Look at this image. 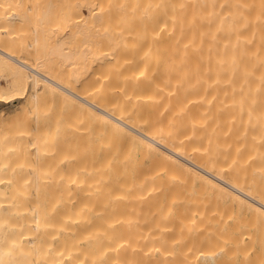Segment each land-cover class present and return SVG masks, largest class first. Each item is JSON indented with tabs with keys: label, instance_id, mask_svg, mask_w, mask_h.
Returning <instances> with one entry per match:
<instances>
[{
	"label": "bare ground",
	"instance_id": "obj_1",
	"mask_svg": "<svg viewBox=\"0 0 264 264\" xmlns=\"http://www.w3.org/2000/svg\"><path fill=\"white\" fill-rule=\"evenodd\" d=\"M234 96L264 111V0H0V264H264Z\"/></svg>",
	"mask_w": 264,
	"mask_h": 264
},
{
	"label": "rangeland",
	"instance_id": "obj_2",
	"mask_svg": "<svg viewBox=\"0 0 264 264\" xmlns=\"http://www.w3.org/2000/svg\"><path fill=\"white\" fill-rule=\"evenodd\" d=\"M237 97H239V96H234V97H232V98H234V99H235V98L237 99V100H234V99H233L234 101H236V102H234V103H237V104H235L236 106L233 105V102H232V101H231L232 103H230V104H232V105L234 106L233 108H234L235 111L237 110V112L240 110V109L238 110V107L241 108V111L243 110V111H242L243 113L239 111V113L236 114L237 112H234V113H235V116H234V117L232 116L233 118H232V117H231V118L234 120L233 122L236 123L235 126L238 125V127H237V126H236V127H237V128H240V129H241V127L244 126L243 124H244L245 122L248 123V121H247L246 119H249V120L253 119V120H251V124L248 123V124L250 125V128H247V127H246V129H247V130L249 129V131H250V129L253 130V128H255V127L251 128L252 126H254V124H252V122L256 123L257 121L255 122V120L258 119V118H259L260 116H262V115H263V118H264V113H263L264 111H261V108H260V107H261V105H260L261 103H260V102H256V103H258V104L260 105V107H257L258 109H254V110H253V109L251 108V107H252V106H251L252 104H250V103H248V102H250V101H254L255 99L253 100L251 97H249L250 100L248 101V100H246V97H245V98H244V97H243V98H241V97L237 98ZM243 99L246 100V102H245ZM247 99H248V97H247ZM231 100H232V99H231ZM239 100H240V101H239ZM241 100L246 104V105H245V104L242 102L243 107L245 106L244 108H246V110L243 109L242 104L239 103V102H241ZM14 103H16V102H14ZM251 103H253V102H251ZM256 103H253V104L256 105ZM238 104H240L241 106H239ZM237 105H238V107H237ZM228 107H229V106H228ZM249 107H250V109H249ZM253 108H255V107H253ZM259 108H260V109H259ZM225 109L228 111L229 108H228V109L225 108ZM251 109L253 110V112H252ZM223 110H224V109H223ZM244 110L246 111L245 115H244ZM250 110H251V111H250ZM231 111H232V110H231ZM249 111H250V112H249ZM255 111H257V113H256ZM228 112H229V113H228ZM228 112H227V113H228V116H229V114L231 115L232 112H231V113H230V111H228ZM247 112H249L248 115L253 113L252 116H251L252 118H249L250 115L248 116V115H247ZM251 112H252V113H251ZM227 113H225V110H224L221 114H223V117L225 118V117H228V116H224V114L226 115ZM234 113H232V115H233ZM240 113L243 114V115H241L242 118H241L240 115H239ZM254 113H255L256 115H255ZM259 113H260V114H259ZM221 114H220V117H222ZM257 114H259V115L257 116ZM237 115H239V117H240L241 119H245V118H243V117H245V116L247 115V116H246V119H245L246 121H245V120L241 121L240 118H235V117H237ZM254 117H257V118L255 119ZM231 118H230V120H231ZM238 119H240L241 122H239ZM236 120H238V121H236ZM222 121H223V120H222ZM222 121H221V122H222ZM224 121H225V120H224ZM226 121H227V120H226ZM243 122H244V123H243ZM228 123H229V122H228ZM241 123H242V124H241ZM225 124H227V123H224V124L221 123L220 126H221V125H225ZM239 124H241L242 126H240ZM248 124H247V125H248ZM257 124H258V123H257ZM228 125H229V124H228ZM247 125H246V126H247ZM249 125H248V126H249ZM220 126H219V128L223 127V126H221V127H220ZM230 126H231L232 128H233V126H234V125L232 126V121H231V125H230ZM244 127H245V126H244ZM244 127H243V128H244ZM221 129H222V128H221ZM244 129H245V128H244ZM256 129H258V128H256ZM233 130L235 131V136H236V139H235V140H237L238 138L240 139V137H239V136H241V135H240V132H241V130H242V131H244V130L241 129V130L239 131V129L236 130L235 127H234ZM234 131H233V132H234ZM236 131H237V132L239 131V135H237ZM254 131H255V130H254ZM259 131H260V130H258V131H256V132H259ZM233 132H232V134L234 135ZM250 132H252V131H250ZM255 134H256V133H255ZM255 134H252V135L255 136ZM231 137L234 138L232 135H231ZM219 139L221 140V138H219ZM239 139H238V140H239ZM238 140H237V141H238ZM52 158H54V157H52ZM54 159L57 160V158H54ZM54 159H53V160H54ZM43 160H44V159H43ZM60 160H61V159H59V165H61L62 168H66V167H65V166H67V165H66V162H63V160H62V161H60ZM44 161H45V160H44ZM51 161H52V160H51ZM54 162H55V161H54ZM61 162H62V164H64V166L61 164ZM56 163L58 164V161H57ZM56 163H55V164H56ZM57 164H56V165H57ZM225 172L227 173V171H225ZM225 172H224V173H225ZM231 172H232V171H231ZM249 172H250V171H249ZM226 173H225V174H226ZM228 173H230V172H228ZM228 173H227V174H228ZM255 173H256V172H255ZM225 174H224V175H225ZM233 174H234V173H233ZM247 174H248V173L246 172V176L244 175L246 178H248V177H247ZM250 174H252V175H250ZM250 174H248V175H249V178H250V181H251V179L253 178L252 176H257V175H258V174H257V175H253V174H254L253 172H251ZM228 175L232 176V174H228ZM241 175L243 176V174H241ZM241 175L239 174L240 177H241ZM225 176H227V175H225ZM258 176H259V175H258ZM237 177H238V176H237ZM245 177H243L242 179L244 180ZM259 177H260V176H259ZM226 178L232 180L231 178H229V176L226 177ZM234 178H236V177H234ZM249 178H248V180L245 179L244 181H249ZM255 178H257V177H254L253 179H255ZM237 179H238V178H237ZM242 179H241V180H242ZM241 180L239 179V181H241ZM255 180H256V179H255ZM259 180H261V179L259 178ZM253 182H254V180H253ZM253 182L251 181L250 184L252 185ZM245 183H246V182H245ZM248 183H249V182H248ZM242 184H244V183H242ZM246 185H247V183H246ZM261 189H262V187H261ZM263 189H264V188H263ZM259 191H260V190H259ZM261 191H263V190H261ZM263 192H264V191H263ZM235 213H238V214H239V217H242V216L245 214V212L242 211V210H238V211L235 212ZM235 213H234V214L232 213V215H228V216H227V217H228V220H230L231 218H232V219H231L230 221H228V220L225 221V222H224V223H226L225 226H227V227H230V226H231L230 228H233V227H234L233 225H234L235 223L239 222L240 218L237 216L238 214L235 215ZM242 213H243V214H242ZM233 215L237 216L238 218L235 217V216H233ZM229 216H230V217H229ZM226 219H227V218H226ZM236 219H237V221H236ZM234 220H235V221H234ZM233 221H234V223H233ZM232 223H233V224H232ZM229 224H230V226H229ZM257 228H258L259 230H258V229L256 230V231H257V233H256V235H255L256 238H258V237H260V236L262 235V236H261L262 238L260 237V239H263V237H264V235H263L264 231H262L260 227H257ZM259 231H260V232H259ZM258 233H259V236H258ZM257 236H258V237H257ZM256 240H258V239H256ZM262 241H263V240H262ZM258 242H259V245H260V243H261L260 240H258V241L255 242V245H254V248H255V249L253 248V250H255V251L252 250V251H253V252H252L253 254H255L256 252L259 251V247H260V246L258 245ZM254 252H255V253H254ZM240 257H241V256L239 255L238 257L233 258L234 261H232V257H228L227 259H228V260H231V263L233 262V264H239V261H241V259H242V257H241V259H240ZM239 259H240V260H239ZM228 262H230V261H228ZM242 262H243V261H242ZM242 262H240V263H242ZM244 263H245V264H249L250 262H249V263H248V262H243V264H244ZM224 264H230V263H227V260H226V262H225Z\"/></svg>",
	"mask_w": 264,
	"mask_h": 264
}]
</instances>
